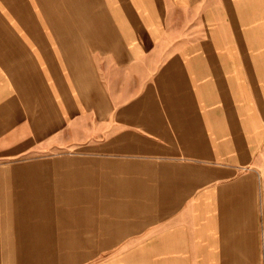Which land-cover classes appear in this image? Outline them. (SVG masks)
<instances>
[{
    "label": "crops",
    "instance_id": "obj_1",
    "mask_svg": "<svg viewBox=\"0 0 264 264\" xmlns=\"http://www.w3.org/2000/svg\"><path fill=\"white\" fill-rule=\"evenodd\" d=\"M2 12L0 264H264V0Z\"/></svg>",
    "mask_w": 264,
    "mask_h": 264
},
{
    "label": "rangeland",
    "instance_id": "obj_2",
    "mask_svg": "<svg viewBox=\"0 0 264 264\" xmlns=\"http://www.w3.org/2000/svg\"><path fill=\"white\" fill-rule=\"evenodd\" d=\"M15 1L16 0H0V14L3 13L2 12L3 10H6V8L9 7V4H11V3L14 4ZM41 1H46V0H41ZM7 3H9V4H7ZM6 17L8 18L9 16H6ZM4 18H5V15H4ZM4 18H2L0 15V55L11 54L10 52H12V51H10V52H7V51L14 49V47L5 46L6 42L4 39L14 38V33L11 32L12 34L10 36L6 35V32L4 31L5 27H2L4 25L3 24ZM263 154H264V152H263ZM261 169H262L261 171L263 173V189H264V158L262 160ZM263 229H264V223H263ZM262 234H263L262 235L263 237H261V249L263 251V257H264V230L262 231ZM263 262H264V260H263Z\"/></svg>",
    "mask_w": 264,
    "mask_h": 264
}]
</instances>
